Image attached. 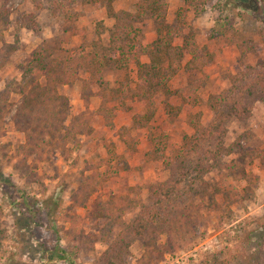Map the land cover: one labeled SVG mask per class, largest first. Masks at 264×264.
<instances>
[{"label": "rangeland", "instance_id": "374dc122", "mask_svg": "<svg viewBox=\"0 0 264 264\" xmlns=\"http://www.w3.org/2000/svg\"><path fill=\"white\" fill-rule=\"evenodd\" d=\"M54 1L0 0V264L99 262L109 242L121 232L129 235L128 224L151 205L150 186L169 178L162 158L151 152V134L167 131L165 155H175L192 135V117L203 125L212 120L211 101L229 86V76L241 72L242 63L255 67L264 61L260 0H208L205 5L163 0L166 23L182 27L173 44L182 45L193 32L198 45L212 54L203 71L181 70L168 82V90L175 91L206 74L198 92L202 104L189 106L158 92L148 131L134 121L143 105L119 99L122 82L133 87L138 81L136 66H104L105 88L81 70L85 81L58 89L68 97L66 128L45 149L30 152L14 115L30 88L17 90L36 48L57 59L73 48L98 50L108 45L114 24L107 11L134 12L138 0H115L109 8L78 0L66 13L54 12ZM136 26L142 45L156 39L155 20ZM245 45L251 52L243 56ZM188 59L184 54L182 63ZM110 118L114 129L107 126ZM226 128L223 142L229 152L221 157L222 166L208 174L193 172L184 185L187 196L178 220L135 237L120 264H203L211 258L216 261L209 264H251L247 258L264 241V99L253 104L250 116L232 118ZM124 132L132 136L134 149L124 142ZM119 157L127 168L118 164ZM116 169L112 176L99 175ZM219 185L238 195L229 199L214 190Z\"/></svg>", "mask_w": 264, "mask_h": 264}, {"label": "trees", "instance_id": "16d2710c", "mask_svg": "<svg viewBox=\"0 0 264 264\" xmlns=\"http://www.w3.org/2000/svg\"><path fill=\"white\" fill-rule=\"evenodd\" d=\"M77 1H54L53 11L69 12L70 6ZM114 1L92 0L95 6L100 8H109ZM185 1L189 5H205L208 0ZM260 1L264 8V0ZM167 11L168 4L163 0H138L134 12L108 10V15L114 19L112 29L109 31L108 45H102L100 49L91 52L73 48L66 52L63 59H57L50 58L44 47L36 48L24 68L23 85L17 90L22 92L21 90L29 84L30 88L25 91L14 115V121L18 129L24 133L25 146L30 148V152L45 149L54 136L56 134L60 136V131L66 128L68 97L59 93L58 89L61 85H71L77 80L85 81L79 75L81 70L87 72L100 88H105L108 82L102 74L104 66L117 68L136 66L138 81L133 87H130L129 82H122L119 99L123 102L132 98L143 105L144 112L136 114L134 121L148 131L151 129L149 123L155 113L154 97L158 92L174 95L189 106L202 104L198 92L207 83L206 74L175 91L168 90V82L181 70L203 71L211 63L212 54L198 45L193 32L184 37L182 45H174L173 38L181 36L182 27L174 28L166 23ZM178 13L179 23H184L185 14L182 10ZM147 19H153L158 24L156 39L152 43L142 45L139 43L141 30L136 23ZM73 34H76V31ZM250 52V47L245 45L241 54L245 56ZM184 54L189 55L185 64L182 63ZM144 56L148 59L147 62H142L141 58ZM241 65V72L230 75L229 86L212 99L211 109L214 113L212 120L203 125L196 117L190 119L192 135L175 155H165L168 144L167 131L155 136L151 134V152L162 158L170 172L169 178L164 183L150 186L151 205L144 207L145 210L141 211L137 219L128 224L126 229L129 235L121 232L117 238L109 242L96 264H120L122 256L135 237L153 232L155 226L174 223L181 211L180 205L187 196L184 185L186 180L191 178L190 175L193 172L198 175L208 174L222 166L221 157L229 152V147L224 146L223 142L227 133V123L232 118L244 119L250 116L253 104L264 99V61L255 67L244 63ZM107 126L114 129L111 118L107 121ZM123 140L135 148L134 140L129 133H123ZM120 158L118 164H121L122 168H127L128 165L120 161ZM115 173L117 169L99 175L105 177ZM89 182L94 183V177L91 181L89 179ZM214 190H222L229 199L238 195V191L230 186L219 185ZM187 191L189 194L188 189ZM107 208L103 209V212L107 211ZM257 252L252 253L247 261L250 260L251 264H264V241ZM214 261L215 258L207 259L203 264Z\"/></svg>", "mask_w": 264, "mask_h": 264}]
</instances>
